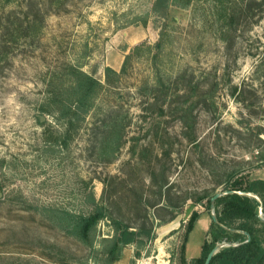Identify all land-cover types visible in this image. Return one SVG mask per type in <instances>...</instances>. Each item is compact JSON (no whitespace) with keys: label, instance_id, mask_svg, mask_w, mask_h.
<instances>
[{"label":"rangeland","instance_id":"obj_1","mask_svg":"<svg viewBox=\"0 0 264 264\" xmlns=\"http://www.w3.org/2000/svg\"><path fill=\"white\" fill-rule=\"evenodd\" d=\"M151 3L71 0L66 10L48 15L36 40L20 43L0 66V264H108L102 240L113 234L109 220L97 225L87 245L55 218L57 209L90 210L89 194L103 197L125 222L134 225L143 206L154 222V238L140 256L129 244L113 264H179L185 225L199 213L185 245L190 262L200 255L214 214L194 200L223 192L230 173L233 180L264 179V6L222 38L205 3L170 6L166 18L149 13ZM124 63L120 80L107 86L105 68L120 73ZM67 65L93 75L104 90L65 147L57 142L64 125L41 107L53 76L67 84ZM182 72L204 91L205 102H186L194 141L182 135L175 111L159 116L157 108L143 109L157 79L171 82ZM107 111H116L125 125L112 162L98 148ZM164 151L169 156L158 163ZM161 166L169 197L182 208L156 225L149 172Z\"/></svg>","mask_w":264,"mask_h":264},{"label":"trees","instance_id":"obj_2","mask_svg":"<svg viewBox=\"0 0 264 264\" xmlns=\"http://www.w3.org/2000/svg\"><path fill=\"white\" fill-rule=\"evenodd\" d=\"M69 1L71 0H0V66L20 43L36 40L42 33L48 15L66 10ZM197 3L208 5L209 16L215 23H219L222 38L229 31H235L236 26L247 20L257 8L264 6V2L259 0H152L149 13L166 18L170 6L187 9ZM129 57L130 55L126 56V62ZM125 63L120 73L110 67L105 68L107 86L117 84L121 74L125 72ZM64 73L69 79L66 85L55 76L48 82L47 100L41 109L45 113L55 114L62 122L64 131L57 142L67 147L69 133L77 132L82 127L86 117L94 108L96 99L104 90V85L93 75L73 65H67ZM203 92L202 84L194 82L192 78L187 79L185 72L176 75L171 82L157 79L146 93V105L143 109L150 112L151 109L157 108L159 116H163L168 110L175 111L183 125L182 135L194 141L192 129L190 130L193 122L189 123L190 106L188 107L187 103L194 97L200 101ZM202 101L205 102L204 99ZM178 102L181 104H177ZM173 104H176L177 109H173ZM102 121V127L98 131V136L101 137L98 144L99 154L111 155L106 162H112L115 152L121 145L125 125L123 117L116 111L105 112ZM165 156H169L166 151L160 154V158L157 157V162L161 163ZM149 174L154 182L152 186L157 196V200L151 204V207H156L155 213L158 219L156 225L165 224L176 218L182 204L172 203L168 193L166 169L163 166L160 170L152 169ZM235 175V173L227 175L223 192L236 193H227L215 199L212 209L216 221L212 219L210 221L208 237L202 243L200 255L188 262L185 257V245L200 218L197 212L191 214L185 225L183 242L179 250V264H204L210 250L222 242L228 245L220 248L213 255L210 264H264V179L239 176L233 180ZM102 182L106 185V181ZM214 195L206 192L198 196L194 202L211 209V198ZM254 195L262 203L261 214L260 203ZM88 203L91 209L86 212L57 209L55 218L67 235L87 245L91 244L97 225L104 219L109 220L113 234L102 240L103 252L108 264L116 262L121 248L129 244H134V256L139 257L147 242L154 238V222L150 220L144 206L142 210L140 208L142 213L139 208L135 213L136 223L133 225L120 219L121 213L114 215L103 197L96 201L94 196L89 194ZM161 211H165L168 217H162ZM243 232L250 236L249 240Z\"/></svg>","mask_w":264,"mask_h":264},{"label":"water","instance_id":"obj_3","mask_svg":"<svg viewBox=\"0 0 264 264\" xmlns=\"http://www.w3.org/2000/svg\"><path fill=\"white\" fill-rule=\"evenodd\" d=\"M227 193H236V192H235V191H229V192L226 191V192H218V193H216V194L211 198V208H213L214 201H215L216 198H218V197H220V196H222V195H224V194H227ZM238 193H239V194H247V195H248V193H242V192H238ZM254 197H255V198L259 201V203H260L259 211H260V214H261V212H262V203H261L260 199H259L257 196L254 195ZM211 219H212V221H216L214 214H212ZM243 233H244V235H246L247 240H249V239H250V236H249L246 232H243ZM227 245H228V244H227ZM224 246H225V244H217L215 247H213V248L210 250V252L208 253V255H207V257H206V259H205V261H204V264H210V261H211L213 255H214V254H215L220 248H222V247H224Z\"/></svg>","mask_w":264,"mask_h":264}]
</instances>
